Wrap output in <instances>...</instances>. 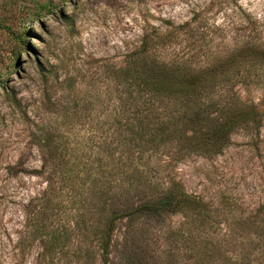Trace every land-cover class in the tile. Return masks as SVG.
I'll list each match as a JSON object with an SVG mask.
<instances>
[{"label":"rangeland","instance_id":"rangeland-1","mask_svg":"<svg viewBox=\"0 0 264 264\" xmlns=\"http://www.w3.org/2000/svg\"><path fill=\"white\" fill-rule=\"evenodd\" d=\"M50 1L51 9L36 11L35 0H0V264H102L80 222L90 217L83 208L77 215L71 208L42 210L37 200L44 187L35 176L37 130L62 133L70 146L98 135L101 57L122 59L157 27L172 31L170 46L187 67L234 50L246 65L248 41L264 47V0ZM254 72L256 81L239 93L256 104L261 124L233 130L215 155L174 165L186 191L205 200L223 196L238 204L235 211L253 212L264 200V56ZM109 258L127 264L116 251Z\"/></svg>","mask_w":264,"mask_h":264},{"label":"trees","instance_id":"trees-1","mask_svg":"<svg viewBox=\"0 0 264 264\" xmlns=\"http://www.w3.org/2000/svg\"><path fill=\"white\" fill-rule=\"evenodd\" d=\"M50 2L35 0L34 9H51ZM173 39L157 27L122 59L101 57L98 135L70 146L62 133L37 130L35 176L44 182L37 200L42 210L71 208L77 215L83 208L90 217L80 222L102 264L113 251L127 264H264V200L253 212L235 211L238 204L223 196L205 200L186 191L174 169L190 155L221 152L233 130L261 124L239 87L256 81L264 47L248 41L246 65L234 50L187 67Z\"/></svg>","mask_w":264,"mask_h":264}]
</instances>
